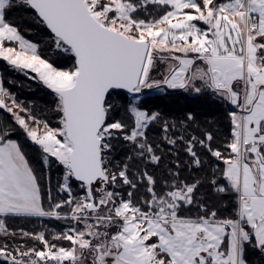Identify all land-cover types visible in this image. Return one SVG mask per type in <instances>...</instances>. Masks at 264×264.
<instances>
[{
  "label": "snow or ice",
  "instance_id": "1",
  "mask_svg": "<svg viewBox=\"0 0 264 264\" xmlns=\"http://www.w3.org/2000/svg\"><path fill=\"white\" fill-rule=\"evenodd\" d=\"M21 9L49 31L70 68L55 67L25 38L10 19ZM0 59L37 74L55 94L58 116L51 126L0 81V110L13 121L0 122V264H247L248 246L264 254V0H0ZM146 89L206 91L233 105L223 151L212 147L211 132L186 138V128L142 107ZM122 93L130 97L118 101L128 118L113 119L112 97ZM153 124L167 144H185L196 169V145L206 148L223 162L227 183L215 172L189 180L179 163L150 171L164 159L148 135ZM17 126L39 146L45 167L62 169L57 190L66 196L56 199L50 187L47 207L12 138ZM119 139L132 154L114 163ZM205 185L214 196L234 195L233 215L208 206ZM10 217L69 227L49 239L10 230Z\"/></svg>",
  "mask_w": 264,
  "mask_h": 264
},
{
  "label": "trees",
  "instance_id": "2",
  "mask_svg": "<svg viewBox=\"0 0 264 264\" xmlns=\"http://www.w3.org/2000/svg\"><path fill=\"white\" fill-rule=\"evenodd\" d=\"M10 19L20 28L26 39L37 44V50L43 58L48 59L49 62L60 69L67 70L71 67L72 59L67 55L57 54L51 43L49 31L42 25L35 23L31 13L21 9L13 12ZM0 73L4 87L7 89L9 87L12 91H17L18 97L23 98V104L29 111L39 118L48 119L51 126H57L58 116L55 112L56 97L43 81L27 79L25 75L16 73L2 59H0ZM114 97L115 99L113 101L117 105L118 117L127 120L126 111L118 103V101L128 99L127 94L122 93L121 97H116L115 95ZM141 100L143 101L142 107L159 112L163 120L177 124L178 129L186 128L187 131L181 133L186 138L196 136L203 139L206 132H211L214 137L212 147L222 151L224 144L230 139L231 122L229 113L235 110V107L228 101L220 99L209 92L202 91L197 94L193 91H185L182 89H165L145 95ZM189 113L194 117L191 121L185 119ZM0 122L12 124L11 114L0 110ZM161 127L162 125L160 124H153L148 130L149 137L160 145L157 154L164 157L160 167L157 168L149 165L150 171H154L159 175L168 167L174 169L175 165L179 163L181 176L189 180L202 179L215 172L221 183H227L218 171V169L224 167L222 161H220L218 168L215 169L213 164L216 158L212 157L206 148H202L197 144L195 150L202 160V169H196L191 164V158L184 151L185 144L183 142L178 143L176 146L167 144L162 139V134L160 133ZM12 138L21 143L27 159L40 179L45 207L48 206V191L50 187L52 189V195L56 199H60L61 196H66V194L59 193L57 190V182L62 176L61 167L54 162L50 167H45L41 149L38 145L28 140L23 130L19 129L18 126ZM113 142L115 144L113 152L114 163L115 161L117 163L125 161L126 157L132 154L130 145L122 139ZM48 177H51L50 184ZM73 187L75 189V185ZM75 190L78 191V189ZM121 191H124V189H121ZM200 194L206 200L208 206L216 209L221 217L233 215L234 195L226 194L225 198L214 196L207 185L200 189ZM6 223L9 229L13 231L19 229L29 232L44 231L49 235V239H51V233L62 231L68 227V224L64 221L50 220L43 217H10ZM64 246H68L67 242H64ZM245 258L247 264H264V255L252 246L246 248Z\"/></svg>",
  "mask_w": 264,
  "mask_h": 264
},
{
  "label": "rangeland",
  "instance_id": "3",
  "mask_svg": "<svg viewBox=\"0 0 264 264\" xmlns=\"http://www.w3.org/2000/svg\"><path fill=\"white\" fill-rule=\"evenodd\" d=\"M28 40V39H27ZM29 41V40H28ZM30 43H33V42H31V41H29ZM14 69V68H13ZM14 71L16 72V73H21V74H23V75H25L26 77H27V79H36V80H40L39 79V77H38V75L37 74H35V73H32L31 72V70H28V69H26V70H23V71H20V70H16V69H14ZM33 77H35V78H33ZM0 81H2V79H1V73H0ZM7 89V88H6ZM165 90V89H164ZM8 91L12 94V96L19 102V103H21L24 107H26L24 104H23V102H24V100H23V98L22 97H18V93H17V91H12L11 90V88H9L8 87ZM159 91H163V90H157V89H152V90H147L146 89V91H144L142 94H141V99L145 96V95H148V94H151V93H155V92H159ZM19 92V91H18ZM114 97V96H113ZM112 97V101L115 99V97L113 98ZM127 98H130V97H128L127 96ZM113 103H115L114 101H113ZM116 104V103H115ZM28 109V108H27ZM236 110V109H235ZM28 111H29V109H28ZM234 111V110H233ZM30 113H32L31 111H29ZM38 117V116H37ZM112 118L113 119H120L119 117H118V112H117V105H116V110L113 112V114H112ZM43 119V118H42ZM57 126H58V123H57ZM115 141V140H114ZM112 143H114V142H112ZM115 144H113V146H114ZM113 152H114V150H113ZM115 163H117L116 161H115ZM219 163H220V161H217L216 159H215V162H214V164H213V166H214V168L215 169H217L218 168V165H219ZM68 227H69V225H68ZM264 255V254H263Z\"/></svg>",
  "mask_w": 264,
  "mask_h": 264
},
{
  "label": "water",
  "instance_id": "4",
  "mask_svg": "<svg viewBox=\"0 0 264 264\" xmlns=\"http://www.w3.org/2000/svg\"><path fill=\"white\" fill-rule=\"evenodd\" d=\"M144 91H146V90H144Z\"/></svg>",
  "mask_w": 264,
  "mask_h": 264
}]
</instances>
